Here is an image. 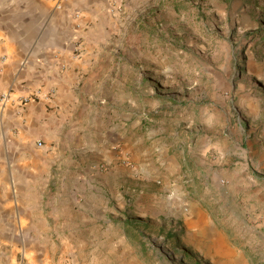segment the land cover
Masks as SVG:
<instances>
[{"label":"rangeland","instance_id":"obj_1","mask_svg":"<svg viewBox=\"0 0 264 264\" xmlns=\"http://www.w3.org/2000/svg\"><path fill=\"white\" fill-rule=\"evenodd\" d=\"M153 1L152 10L127 12V47L92 97L98 136L123 139L114 147L119 164L97 154L96 166H84L88 156L73 155L80 166H52L50 186L39 168L31 182L30 167L8 169L20 200L0 198V264H74V254L89 264L88 247H73L80 238L72 229L60 234V213L73 221L85 210L58 178L88 181L78 174L90 167H105L95 180L118 183L114 189L130 199L128 214L152 216L135 217L147 239L137 247L128 240L142 264H195L179 230L188 201L216 196L242 205L264 194V0ZM253 220L251 233L264 232ZM238 246L250 264H264V250Z\"/></svg>","mask_w":264,"mask_h":264},{"label":"crops","instance_id":"obj_2","mask_svg":"<svg viewBox=\"0 0 264 264\" xmlns=\"http://www.w3.org/2000/svg\"><path fill=\"white\" fill-rule=\"evenodd\" d=\"M153 7V0H0V93L10 95L0 115V198L12 194L20 200V192L9 189L18 186L8 176L11 167H30V182L36 179L34 168H39L50 186L52 166H80L73 155H87L84 166H96L97 154L113 160V166L119 164L114 147L123 139L98 136L92 97L105 89L104 77L127 47V12ZM123 148L130 154L126 145ZM74 176L58 178V185H71L72 200L85 212L73 221L60 213V234L72 229L80 238L72 240L73 247L81 249L80 242L88 247L89 264H142L121 225L120 214L130 199L114 189L118 183L95 180L103 174L93 167L78 174L88 181ZM19 180L20 185L25 182ZM208 201H188L179 227L188 237L184 249L195 264H250L238 243L264 250V232L251 233L249 226L256 217L253 221L264 227V194L248 195L242 205L216 196ZM44 208L39 214L49 228ZM73 258L80 264L79 254Z\"/></svg>","mask_w":264,"mask_h":264},{"label":"trees","instance_id":"obj_3","mask_svg":"<svg viewBox=\"0 0 264 264\" xmlns=\"http://www.w3.org/2000/svg\"><path fill=\"white\" fill-rule=\"evenodd\" d=\"M164 114H157L152 119L159 120V118L163 117ZM124 218V220L121 222V225L123 226L125 230V234L127 239L134 245V247H137L136 245H141L146 238V234L144 230L141 228V222L137 220V218L132 217L128 212H123L120 214ZM113 223H120L119 220H114ZM153 249V247L151 246ZM151 248H147L145 250V254L148 253V250Z\"/></svg>","mask_w":264,"mask_h":264},{"label":"built area","instance_id":"obj_4","mask_svg":"<svg viewBox=\"0 0 264 264\" xmlns=\"http://www.w3.org/2000/svg\"><path fill=\"white\" fill-rule=\"evenodd\" d=\"M10 100V95L7 93H0V115L2 114V112L4 111L6 105L8 104ZM40 146H42V143H38ZM123 163L126 165V166H130L131 165V160L130 158L126 157L123 159ZM99 171H102L105 169L104 166H101L99 165L98 168H97Z\"/></svg>","mask_w":264,"mask_h":264}]
</instances>
